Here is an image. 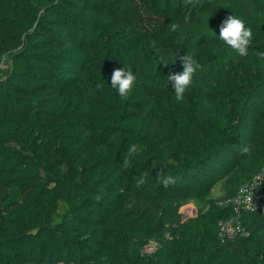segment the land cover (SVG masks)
Here are the masks:
<instances>
[{"label":"trees","instance_id":"obj_1","mask_svg":"<svg viewBox=\"0 0 264 264\" xmlns=\"http://www.w3.org/2000/svg\"><path fill=\"white\" fill-rule=\"evenodd\" d=\"M232 14L253 31L246 57L218 37ZM12 48L0 81V264H264V210L242 216L247 235L223 240L191 220L171 247L145 249L189 199L207 201L202 218L217 227L235 210L212 188L264 166V0H0V64ZM161 49L200 65L179 103ZM122 67L137 76L127 99L111 87ZM67 159L91 162L80 186L52 183Z\"/></svg>","mask_w":264,"mask_h":264},{"label":"rangeland","instance_id":"obj_2","mask_svg":"<svg viewBox=\"0 0 264 264\" xmlns=\"http://www.w3.org/2000/svg\"><path fill=\"white\" fill-rule=\"evenodd\" d=\"M16 51L15 48L8 50L3 55V61L0 64V81L6 76V74L10 71L12 66L13 53ZM187 54L186 50L178 49L176 51H169L167 49H161L157 56V62L159 66V70L162 73L163 79L165 82H170L168 80V76L170 74H175L182 72V62L179 60V56ZM164 63H167L165 66ZM58 153H62L65 149L60 145L59 141H57ZM261 153L264 155V149L261 150ZM91 162L87 159H83V161L77 166L73 165L72 162L67 160H61L59 167L52 171V183L53 184H62L66 183L72 186H80L81 185V177H85L90 169ZM250 168H240L234 175H228L222 178L220 181L216 183V185L212 188L210 193V197L212 199H223L232 197L237 189L244 183L247 178V175L250 174ZM254 174L253 176H255ZM252 176V177H253ZM251 177V179H252ZM250 179V180H251ZM230 195V196H229ZM210 205L207 201L201 202L197 199H189L186 202L179 205L171 206V215L167 220V232L162 243L151 241V243L145 247L147 251H153L157 247L166 244V246L171 247V244L179 233V231L185 227V224L190 222L191 220L197 221L193 222V224L199 225V227L206 228H214L216 231H219V225L216 227L215 225L206 221L205 218H202V214H204ZM214 226V227H213Z\"/></svg>","mask_w":264,"mask_h":264},{"label":"clouds","instance_id":"obj_3","mask_svg":"<svg viewBox=\"0 0 264 264\" xmlns=\"http://www.w3.org/2000/svg\"><path fill=\"white\" fill-rule=\"evenodd\" d=\"M186 3H190L191 0H185ZM171 30H177L180 25L172 23L170 25ZM219 39L236 54L241 57H246L249 54V49L253 44V31L247 26L246 21L237 15H229L219 26ZM255 55L261 59H264V51H256ZM182 62V72L170 74L168 80L171 83V87L174 90V97L179 103L183 101L184 95L188 88L192 85L194 76L197 74V70L200 68L197 60L189 54H184L178 57ZM166 66L167 63H164ZM137 81L136 74L131 68H115L111 75V87L116 90L121 99H127L129 93L133 90ZM98 89L102 88V85L97 86ZM138 149L133 144L130 149L128 156L123 160V166L125 169L131 166V156L137 153ZM242 154H248L250 147L244 145L241 148ZM146 173H142L138 179H136L137 187L142 186L146 183ZM160 177V183L165 187L175 183V178L170 175L158 174ZM251 201L252 197H248Z\"/></svg>","mask_w":264,"mask_h":264},{"label":"built area","instance_id":"obj_4","mask_svg":"<svg viewBox=\"0 0 264 264\" xmlns=\"http://www.w3.org/2000/svg\"><path fill=\"white\" fill-rule=\"evenodd\" d=\"M264 185V166L251 180L244 182L232 197L222 200L221 204L232 205L235 213L221 220L219 234L224 239L234 237L236 234L247 235L242 225V216L245 213L264 210V199L257 193V189ZM252 199L249 201L248 197Z\"/></svg>","mask_w":264,"mask_h":264}]
</instances>
